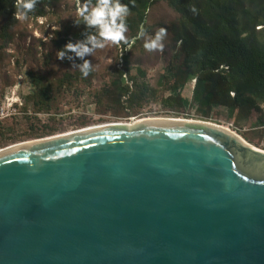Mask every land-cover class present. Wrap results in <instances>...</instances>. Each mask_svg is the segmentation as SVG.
<instances>
[{"label": "water", "instance_id": "obj_1", "mask_svg": "<svg viewBox=\"0 0 264 264\" xmlns=\"http://www.w3.org/2000/svg\"><path fill=\"white\" fill-rule=\"evenodd\" d=\"M0 264H264V149L171 119L1 148Z\"/></svg>", "mask_w": 264, "mask_h": 264}, {"label": "trees", "instance_id": "obj_2", "mask_svg": "<svg viewBox=\"0 0 264 264\" xmlns=\"http://www.w3.org/2000/svg\"><path fill=\"white\" fill-rule=\"evenodd\" d=\"M159 1L120 0L129 8L124 18L128 42L116 45L111 63L100 68L97 59L104 48L95 49L88 42L90 35L98 36V28L77 17L78 5L86 0H37L23 20L14 15L16 0H0V52L16 41L21 25V58L16 62L21 60V67L28 64L27 76L35 89L24 98L25 106L54 115L60 113L63 102L94 103L98 113L127 118L161 99L178 114L186 106L181 89L195 79L191 104L200 116L208 118L214 107L222 106L234 116L236 125L255 118L264 126V0H163L175 16L169 23L151 25L149 12ZM90 2L94 5L96 0ZM193 6L196 13L191 11ZM31 24L49 37H40L27 47L22 45L27 37L24 31ZM142 28L144 36H140ZM160 28L167 30L163 47L165 43L170 47L165 73L156 87L147 81L141 60L152 52L145 49V42L154 39ZM70 41L92 50L80 56L65 49ZM59 51H65L63 58ZM85 63L89 65L87 75ZM89 123L90 119L82 117L77 125ZM45 126L37 137L58 131L54 125Z\"/></svg>", "mask_w": 264, "mask_h": 264}, {"label": "rangeland", "instance_id": "obj_3", "mask_svg": "<svg viewBox=\"0 0 264 264\" xmlns=\"http://www.w3.org/2000/svg\"><path fill=\"white\" fill-rule=\"evenodd\" d=\"M174 12L166 4L165 1H159L149 12L148 22L151 25L163 23H169L174 18ZM56 26L50 28L55 29ZM39 33V35H37ZM27 36L22 45L27 47L35 45L34 42L40 37L44 36V40H47L49 34H44L39 26L31 24L28 29L24 31ZM168 40V39H167ZM112 42H107L104 49L97 59V66L103 68L105 65L111 63L112 54L116 53V46ZM162 49L157 48L151 53H146L142 58L141 64L146 69L147 81L153 86H159L158 81L160 76L165 73L166 66L169 61L168 48L170 44L164 45ZM21 25L17 29L16 41L5 50L0 52V149L12 144L24 142L36 138V133L41 132L46 128L45 125H54L58 127L57 133H63L71 131L77 128H81L79 123L82 117L90 119L89 125H98L106 122H123L134 123L141 118H171L182 119L187 121H210L217 124L234 134H237L241 138L247 136L253 139V145L264 149V126L255 122V118L250 120H242L236 125L234 116L230 115V111L222 106H216L212 109L210 117H202L197 111V106L191 104L193 97V88L195 79L188 82L185 87L181 89L182 96L186 102L185 108L178 114L172 110L167 109L164 106L163 101L159 99L156 102H151L145 105L142 112L138 115H132L127 118L117 117L111 113L101 114L98 113L97 107L94 103L87 105L84 102L77 104H61V110L59 114H46L37 113L34 111L32 105L25 106L24 98L34 92V86L27 76V66L24 64L21 67V60L18 64L16 58H21ZM18 65V66H17ZM100 85V82H96ZM164 94L168 96L170 91H164ZM18 95L19 98H13ZM8 99L13 100L20 99L19 105L9 106ZM76 104V105H75ZM53 135V134H52ZM244 135V136H243ZM49 135H45L46 137ZM257 144V145H256Z\"/></svg>", "mask_w": 264, "mask_h": 264}, {"label": "clouds", "instance_id": "obj_4", "mask_svg": "<svg viewBox=\"0 0 264 264\" xmlns=\"http://www.w3.org/2000/svg\"><path fill=\"white\" fill-rule=\"evenodd\" d=\"M37 0H16V13L14 14L17 19L23 20L27 18L28 12L34 9ZM191 11L196 13V8L193 6ZM129 14V8L125 4H121L120 0H96V3L91 4L90 0H86L82 5H78L77 17L82 18L87 22L89 27L98 28V36L90 35L88 42L92 44L93 48H104L107 42H112L119 45L121 41L127 43V38L124 33L127 31L126 24L124 22L125 16ZM120 18V23L117 24V19ZM43 23V19L40 21ZM79 22V21H77ZM60 30V29H59ZM58 30V31H59ZM167 30L160 28L156 33L155 38L150 41H146L144 47L148 51H153L157 48L162 49L161 43L163 37L166 35ZM144 30L141 29L140 36H144ZM39 35V33H37ZM66 50L76 52L78 55L83 56L85 53L91 51L85 44L68 42L65 45ZM65 51H59L58 56L63 58ZM85 75L89 70L88 63L83 66ZM235 95V93H233Z\"/></svg>", "mask_w": 264, "mask_h": 264}, {"label": "bare ground", "instance_id": "obj_5", "mask_svg": "<svg viewBox=\"0 0 264 264\" xmlns=\"http://www.w3.org/2000/svg\"><path fill=\"white\" fill-rule=\"evenodd\" d=\"M144 119H171V118H153V117H148V118H141V119H139V120H137V121H141V120H144ZM171 120H182V119H171ZM182 121H187V120H182ZM136 122V121H135ZM195 122H201V121H195ZM127 124H129V123H127ZM213 125H216V126H218V127H221V126H219V125H217V124H214V123H212ZM221 128H223V127H221ZM225 129V128H224ZM225 130H227V129H225ZM227 131H229V130H227ZM229 132H231V131H229ZM232 134H234L233 132H231ZM234 135H236V136H238L237 134H234ZM240 137V136H239Z\"/></svg>", "mask_w": 264, "mask_h": 264}, {"label": "built area", "instance_id": "obj_6", "mask_svg": "<svg viewBox=\"0 0 264 264\" xmlns=\"http://www.w3.org/2000/svg\"><path fill=\"white\" fill-rule=\"evenodd\" d=\"M16 97L19 98L18 95H15L13 98L15 99ZM20 102H21L20 99L13 100L12 102H11V100L8 99V103H9L10 107H13L15 104L19 105Z\"/></svg>", "mask_w": 264, "mask_h": 264}]
</instances>
